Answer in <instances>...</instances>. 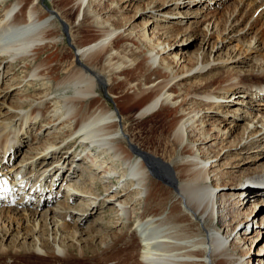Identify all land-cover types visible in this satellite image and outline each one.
Here are the masks:
<instances>
[{
	"label": "bare ground",
	"instance_id": "bare-ground-1",
	"mask_svg": "<svg viewBox=\"0 0 264 264\" xmlns=\"http://www.w3.org/2000/svg\"><path fill=\"white\" fill-rule=\"evenodd\" d=\"M122 1L125 5L121 8L126 9L127 6H132L131 3L137 0ZM189 1L195 0H187L182 4L189 3ZM97 2L98 0L66 1V6L72 8L79 6V9L82 8L83 22L86 20V23L99 27V33L91 42L85 44L75 43L76 46H74V50L72 48L71 52L78 62L75 63L73 60L69 66L64 68L62 76H56L51 72L47 58L40 57V54L45 49L54 47L57 43L54 34L58 27L52 25L55 19H53V16H59V9H49L50 11L45 12L39 4L40 0H0V63H9L11 69L13 68L12 73L19 68H27V70H23L25 76L20 81L28 78L25 84L31 85L38 91L34 95L39 94L36 97L19 94L17 99L19 103H25V106L28 107L25 111L23 110L24 113L22 112L20 124L14 125L12 128L7 124H9L8 118L14 111L8 108L7 112L9 113H0V171H2L4 165L2 159L6 157L5 155H10L12 151L19 149L23 143L28 144V141L41 139L38 133L43 128H47V131L44 132L46 134L42 133L45 136L43 139L44 144L30 147L32 151L37 148H49V144H53V141H55L53 139L59 133L65 131L68 136L72 137L70 140H73L74 144L72 143L69 147L68 154L61 155L62 160H56V163L48 165L49 159L59 153L50 152L45 159H42L41 163L35 162L34 166L29 167V171H23L24 168H17L14 165L10 169L7 168L8 171L12 169V172L8 174V171H6L9 177H6V179L11 183L12 188L17 187L19 191L22 184L25 186L28 181H31L32 185L30 187L35 188V191L29 194L42 192L45 195H50V193L54 194L56 192L46 190L44 182L47 180L44 182L38 179L33 181L37 173L42 177L47 172L46 177H48L50 170L57 167L58 177L66 176L65 178H70L76 174L79 175V172L85 171L90 173L88 175L90 188L84 190L77 187L69 191L66 188V191L68 194L70 193L69 196H82L85 200L84 203H80V208H74L78 211L77 220L84 218L79 209H82V211H95L96 209L92 205H95V208H103L105 204H110L112 211L117 213L115 223L116 226L120 227L114 234V242L112 240L109 245H106V248L111 249L110 254L103 258L105 263L264 264L259 261L260 259L255 261V258L249 257L248 254L243 252L244 255H238V252L236 254L235 251L237 250L234 248V245L239 244L238 247L243 250V242L247 240L246 236L250 233L248 228H264V215H259L260 210L264 208V198L255 199L254 210L253 208L249 212H247V209L243 210L251 193L254 196H261L264 190L262 192L256 189L252 191L253 189L242 187L241 184L228 183V178L232 175L228 168H239L240 165L238 163L232 165V162L229 163L228 161L219 162L224 157L221 158L220 155L223 149L225 150L222 155L227 152L226 154L230 156L232 155L231 150L234 149L236 151L234 155L238 156L241 153L240 151L245 149L247 151L250 145L257 141H264V116L259 114L261 108L255 102L251 105L250 102H244L240 98L242 92L244 95L256 97L255 100L264 102V89H262L264 83H261L264 82V65L261 63L257 65L258 74L256 75L252 73L232 75L233 71L231 70H226L215 76L209 75L205 78L204 85L201 83L202 86L198 87L197 85L194 87L200 90L194 89L188 96H183V98L181 94L171 89L172 86L169 85L168 89H165L166 82L161 86L162 80H158V77L153 79L148 75L144 77L151 70L170 76L171 67L167 64V54H170L173 44H167L164 39L154 35H152L153 38L149 39L144 26L151 21L147 20L140 24V33L144 39H133V33L127 29L128 26H131L129 28L131 29L133 23L129 22L128 26L122 25L119 28L120 30L123 28L122 33H118L124 39H122V46L117 45L116 40L118 39H113V35L118 30L113 27L99 26L100 19L94 14L93 10L94 4ZM166 3L167 1L159 3L155 0H147L146 7L150 8V5H152L154 10H158L160 6H164ZM180 4L177 0L172 1L174 8ZM263 4L264 1L258 7L256 6L257 9L259 8L258 16L264 14ZM23 8H26L27 11H23ZM140 9V6H138L135 15L138 14ZM252 9L254 10L253 6ZM250 10L248 11L251 12ZM135 15L132 18L133 21L136 19L134 18ZM164 15L165 13L162 16ZM157 20L159 19L156 18L152 21L151 34L156 33L155 29H164L157 25V22L154 23ZM179 24L181 25L182 21H179ZM175 29L174 27H167L166 32L162 31L160 34L167 35V32L172 34ZM132 40L139 43L143 41L149 45L148 52L145 53L143 60L140 62L147 66L145 73L139 72L136 74L139 77L132 79L124 76L122 80L125 86L124 90L128 89L133 92L132 96L129 97L131 103H136L140 98L147 96L144 104L132 116L139 119L153 114L165 105L175 107L177 103L180 106V116L172 122L168 132V142L176 144L177 147L175 153L178 152V159L175 163L164 161L133 144L126 125L123 123L124 120L119 107L112 108L101 99L98 93V83H102L101 80H103L105 74L108 77L113 75L116 79H119L118 74L127 64L135 69V73L139 70L138 59L133 60L126 57L125 54L127 49H125V45L130 46L129 41L132 42ZM204 55L206 54L195 56L197 63L200 58L199 66H197L200 74L205 71V63L209 59ZM238 57L230 56L229 59L232 63L236 61L244 62V58L237 59ZM184 58L185 56L180 53V58L175 57L172 63L177 67L182 61H185ZM100 60H102L104 68L96 72L95 68H97V62ZM194 65H190L191 67L188 70L193 68ZM180 67L182 66L180 65ZM101 71H104V75L100 73ZM208 71L209 69L206 70V72ZM214 80L219 82L220 85L212 90H205V87ZM252 91L255 92L254 95ZM236 95L237 99L233 97ZM112 97L116 98L117 96ZM223 98L228 99L225 101H231L232 105L240 104L241 107L235 110L229 108L222 110L223 105L228 107V104L219 101ZM195 99H198V101L196 102ZM122 107H124L123 104ZM19 110L17 111L18 114ZM28 111L33 113L30 114ZM208 112L210 114H207ZM217 113H220V122L225 125L222 128L219 123L215 124L213 120L210 121L212 115ZM43 118H46V123H42ZM256 118L261 122L259 129L251 128L246 124L240 134L228 140L227 144H221V134L226 133V129L231 134L238 127L239 120L251 122ZM206 125L209 126L207 130L205 129ZM34 126L37 128L36 133H34L36 137L33 136L29 139ZM24 128L25 130H23ZM211 131L217 133L211 134ZM51 134L54 135L50 137ZM75 138L77 139L74 140ZM192 138L195 139L192 140ZM14 141L19 146L13 148L15 146V144H12ZM217 144L218 147H216ZM212 146H215L214 150H212ZM260 151H263L260 154H264V147ZM211 153L213 154L210 155ZM151 157L158 159L163 166H155L152 169ZM212 158L215 159L211 160ZM81 163H84L85 168H81ZM253 168L246 167L245 170H252ZM21 171H23V176H21V173L19 177L22 179L16 178L11 181ZM153 171H157L158 174ZM96 173L100 174L96 175ZM245 173L247 172H241L242 175ZM113 174L117 182L111 178ZM54 175H50V177ZM160 175L168 181L166 183L170 186L164 187L159 183L158 180H163ZM248 175L252 176H246L245 178H252L254 181L264 179V173L256 174L253 170L248 172ZM240 176L239 174L234 178L239 179ZM98 186L104 188L105 192L109 191L106 193L107 197L97 193ZM42 188L44 189L42 190ZM17 189H14V191ZM260 189H264V187ZM56 196L58 198V194ZM33 197L36 200L38 199L39 205L43 204V200L39 198L40 195L35 194ZM232 197L234 198L232 199ZM28 199L22 196L16 203L23 204L24 202L26 204ZM35 199H33L34 202ZM51 199L49 196L47 204L52 201ZM20 201L22 202L19 203ZM136 204L142 205L141 210L136 208ZM9 207L11 206L0 208V224H3L0 226V237H2L0 240V264H9V260L13 262L16 256L25 257L31 253L39 255L40 251L46 256L56 255L64 261L69 259L70 246L60 245L54 251L49 248L48 239L34 237V232L40 231L43 235L46 234V227L48 228V226L45 221L50 219L47 215L49 211L53 212L54 217H56V212L59 213L54 221L56 223L54 224L55 228H59V225L68 227V224L59 218H62L73 207L63 201L58 203L57 206L47 209L44 213L33 211L32 208L30 210H20ZM147 209L149 212H146ZM256 209L258 211L255 213ZM36 213H39L41 217L34 218ZM103 216L101 219L94 221V224H99L104 229H100L98 233L92 235V238L98 235L101 237L102 233H106L105 229L109 228L106 225L107 223H104L105 218ZM211 217L214 220H219L216 226L211 225ZM41 219L43 220L41 221ZM5 221L15 223L9 224L6 228ZM51 221L53 222V220ZM132 221H134L133 224L137 223V226L134 225V229H132ZM200 222L203 223L202 228H199L198 223ZM27 226H31V228L27 229ZM73 227L75 231L71 233L72 236L77 232L76 227ZM10 228L18 229L13 236L21 238L24 235V239L32 237L34 239L33 244L25 245L26 241L20 247L15 246L14 243H12L14 246L3 244L2 241L6 238L5 236H8L6 229ZM139 229H141L140 233L143 236V247H141L143 250L142 252L139 250L137 256L134 254L137 249H132L134 244H131V237L136 235ZM11 238L13 239V237ZM118 239L123 243L122 249L115 248L116 245L114 246L115 241ZM37 241H39V244H37ZM259 254L260 252L256 253V255Z\"/></svg>",
	"mask_w": 264,
	"mask_h": 264
},
{
	"label": "rangeland",
	"instance_id": "rangeland-1",
	"mask_svg": "<svg viewBox=\"0 0 264 264\" xmlns=\"http://www.w3.org/2000/svg\"><path fill=\"white\" fill-rule=\"evenodd\" d=\"M66 1L67 0H40L39 3L41 8L45 12L59 9L58 10L59 16L56 15L55 17L53 16V19L55 18L54 19L55 21L53 20V25H52L53 27H58L56 28L54 34L56 36L55 39L57 40V43L54 47H49L40 54V57L47 58V62L50 65L51 72H53L56 76H62L64 74V70H65L64 68L69 66L73 60L75 63L78 62L74 59L71 52L72 48L74 50V46H76L75 43L85 44L91 42L93 39H95L98 36L99 33V27L92 25L90 23H86V20H84L83 22L81 15L82 8L79 9V6L74 8L70 6H66ZM155 1L159 3H163L167 1V3L164 6H160V9L154 10V8H152V5H150V8L146 7L147 0H137L131 3L132 6H127L125 9V8H121V6L125 5V3H123L122 0H98V2L95 3L93 7L94 14L100 19L99 26L113 27L118 30L117 32H115L116 34L113 35V39L114 38L115 40L118 39L116 40V43L119 46L123 45L122 39H124L122 35L118 33V32L122 33L123 28H121V30L119 29L122 25L128 26L129 22L133 23V27L131 29H129L131 26L127 27V29L133 33V39H144L140 33V24L147 20H149V22L151 21L150 23L147 22V25L144 26L146 27L145 29L147 31L149 39L153 38L152 35H154L164 39L167 42V44H173L172 45L173 47L170 50V54H167L168 57L167 64L168 66L171 67L170 69L172 70V71L170 70L171 72L170 76L169 75L167 76V74L165 75V73H156L155 70H151L150 72L148 71V73L144 77H147V75L152 79L158 77V80L160 81L162 80L161 86L166 82L165 89H168L170 85L172 86L171 89L174 92L181 94L182 95L181 97L183 96L185 97L188 96L190 92L194 91V89H199V88H194L197 85L198 87L202 86V84L204 85V83L206 82L204 80L209 75L215 76L216 74L225 72L226 70L233 71L232 75L233 74L235 75L236 73L239 74L241 73L240 75H245V74L248 75L251 73L256 75L258 74L257 65L259 63L264 65V14L258 16L259 8L257 9L258 5L261 4L264 0H250L251 2L249 0H197L196 2L195 0V1H189V3H185V4H182V2H186L187 0H177V2L181 4L175 8L172 5L173 0H155ZM113 6L115 7L113 8ZM138 6H140L141 9L140 11H138V14L135 15V11L138 8ZM252 6L254 7V10L252 9ZM262 6L261 7L264 8V4ZM112 9L113 11H111ZM24 10L27 11L26 8H23V11ZM248 10H250L251 12H249ZM164 13L165 15L162 16ZM134 15H135L134 18H136L134 19L135 21H133L132 19ZM156 18L159 20L155 21L154 23L157 22V25L161 26V28L164 29H155L156 33L151 34L153 27L152 21ZM179 21H182L181 25L179 24ZM167 27H174L176 29L172 34L167 32V35H161L160 33L162 31L166 32ZM183 38H187V39H183ZM129 42L131 43L132 46L130 45L127 47L125 45V49L127 48L125 52L126 57L131 58L133 60L137 58L139 61V67H140L139 70L135 73V69L127 64L125 67L122 68V71L118 74L120 76L119 79H116L115 76L113 75L112 77H108L106 74L104 75V71H101L100 73L104 75V78L102 77L103 78V80H101L102 83H98V88H97L98 93L100 94L101 99L105 103L109 104L112 108L119 107L121 116L123 117L124 120L123 123L124 125H126L128 134L133 140V144H135L136 146L138 145L142 150L147 151L150 154L155 155L156 157L164 161L175 163L176 160L178 159V152L175 153L177 151V147L176 144L168 142L169 139L168 132L172 122L176 121L180 116L179 115L181 112L180 106L177 105V103L175 104V107H173L172 105L171 106L165 105L161 107L162 109L159 108V110H157L153 114L146 115L139 119L134 118L132 116V114L137 112V110L144 104L147 96L140 98L136 103L135 102L131 103L129 101V97L132 96L133 92L128 89L124 90L125 86L122 80L124 76L126 78L128 77L129 79H132L134 77H139V75L136 76V74L139 72L145 73L147 66L143 62L142 63L140 62L143 60L145 53L148 52L149 45L145 44L143 41L141 43L133 40L132 42L131 41ZM135 53L137 56L135 55ZM180 53L185 56L184 58L185 61H182L180 64L182 67H180V65L179 66L177 65L176 67V65L172 63V60L175 57L180 58ZM197 54H206L204 55V57H206L207 59L209 57L208 62L205 63L206 65L204 69L205 71L202 72L201 74L197 70V66H199L198 64L200 62V58L198 60L199 61L198 63L197 60H195V56H197ZM230 56L231 57L239 56L237 59H240V57H242L244 58V62L236 61L232 63L229 59ZM192 64L195 65L193 66V68L188 70L191 67L190 65ZM10 66L11 65L9 63H0V76H1L0 77V113L1 114L9 113L7 112L8 108L14 111L12 112V115L8 118L9 124H7V126L12 128L14 127V125L20 124L21 121L20 117L24 113L23 110L25 111L26 108L28 107L25 106V103L22 104L19 103V101L17 100L19 98V94L21 93L23 95H28L31 97H36L39 94L34 95L38 91H36L31 85L25 84L28 78H25L23 81H20V79L25 76L23 70L25 69L27 70V68L22 67L12 73L11 70H13V68L11 69ZM96 67H97L95 68L96 72L104 68L102 60L97 62ZM207 69H209L208 72H206ZM219 85H220L219 82L214 80L212 83L208 84V86L205 87V90H210V89L212 90L213 88H216ZM262 89H264V87ZM252 93L253 95L255 94L254 91H252ZM261 93H263V91H261ZM114 95H116L117 97L113 98L112 96ZM240 95H241L240 98L243 99L244 102H250L251 105H253L255 102V104L261 108L259 114L264 116V102L255 100L256 97L250 95L249 96L244 95L242 92L240 93ZM233 97L237 99V95ZM225 100L228 99L227 98L219 99V101H222L223 104H228V107L223 105L222 110L228 108L230 110H235L236 108L241 107L240 104L232 105L231 101H225ZM125 101H127L128 103ZM195 101L197 102L198 99H195ZM122 104L124 107H122ZM18 110H19V114L17 113ZM31 113L33 112H30V114ZM207 114L210 113L208 112ZM206 119H208V117H206ZM211 120H213L214 122L213 121L212 122L215 124L219 123L221 128L225 126L223 122H220V113L212 115L210 121ZM42 123H46V118L42 119ZM250 123H252V125H250ZM260 123L261 122L258 121L257 118L252 120L251 122H248L247 120H239L238 127L234 129V131L231 134L227 131V129H226V133L221 134V138H220L221 144L222 143L227 144L228 140L233 139L234 136L240 134L246 124L251 126V128L259 129L261 127ZM226 127H228V125H226ZM207 128L209 129V126L206 125L205 129L207 130ZM36 129L37 128L34 126L29 139H31V137L33 138V136L36 137L34 135V133H36ZM23 130H25V128ZM46 131L47 128H43L38 133V136L40 135L41 139L31 142L28 141V144L23 143L20 145L19 149L12 151L10 153V156L14 160L13 163L14 162L17 163L16 164L12 163L11 166L14 165L17 168L22 167L24 168L23 171L25 170L29 171V167L34 166L35 162L41 163L42 159H45L48 153L50 152H59L60 154L58 153L55 155V157L53 156L51 159H49L47 163L48 165L52 163H56V160H60V159L62 160L63 158H60L61 155L68 154L69 147L73 143V140H70L72 137L68 136L65 131L59 133L58 136L55 139H53L55 141H53V144H49L48 146L49 148H45V149L37 148L34 151H32V149L30 148L32 146H42V144H44L43 139L45 138V136H43L42 133ZM210 133L216 134L217 132L211 131ZM54 134H51L50 137L53 136ZM76 139L77 138H75L74 140ZM194 139L195 138H192V140ZM216 142L218 141L216 140ZM256 143L250 145L247 151L246 149L240 151L241 153L239 152L240 154H238V156L234 155L235 154L234 152L236 151L232 149L231 150L232 155H230V156H234L232 158L228 156V154H226L227 152H225L222 155V153L225 150L223 149L220 155L221 158L223 156L224 157L221 160H219V162L228 161L229 163L232 162L231 163L232 165L235 163H238L240 165L239 168L238 167L228 168L232 172L231 177L228 178L229 179V181H227L228 183H232V184L238 183L241 184L242 187L245 188L249 187L250 189H253L252 191L256 189L257 191L262 192V190L264 189H260V188L264 187V179L254 181V179L252 178L251 179L245 178L246 176H252V175H248V172L252 170L256 174L264 173V168H263L264 154L263 153L260 154V152H263L260 150L262 147H264V141H260V142L257 141ZM12 144H15L13 148L19 146V144H17L15 141ZM218 144L216 147H218ZM214 148L215 146L214 147L212 146V150H214ZM35 152L36 154L34 155ZM212 154L213 153H211L210 155ZM234 158L237 159L235 160ZM10 159L11 158H8V160L6 161L7 164ZM213 159L215 158H212L211 160ZM245 161L247 162L243 163ZM80 166L82 169L85 168L84 163H81ZM246 167L249 168L254 167V168L252 170H247V169L245 170ZM57 168L51 169L48 177L44 176L45 174L42 175L41 177L40 174L37 173L36 178L33 179V181L34 180L36 181V179L41 180L42 182L47 180L44 182V184L46 185V190L53 191L52 184L49 183L48 178L50 177V175H52V172L57 170ZM2 169H6V168L2 167ZM23 171H21L22 173L21 176H23ZM241 172H247V173L242 175ZM55 174L57 175L59 173L55 172ZM99 174L100 173H96V175ZM239 174L241 175L239 179L234 178V176H237ZM88 175H90V173H86L85 171V172H79V175L76 174L74 177H70V178L69 177L65 178L66 176L61 177L65 179L67 183L64 184V182L62 181L59 184H57L56 187L57 190L53 191L56 192L54 194L50 193V195L48 194L45 195L42 192H39V194L35 192V194L40 195L39 198L43 200L42 202L43 204L41 205L38 204V199L37 200L35 199L36 200L35 202L31 201L30 203H28L27 201L26 204H23V207L21 206L9 207L20 210L21 209L30 210V208H32L31 210L37 211L39 213H44L47 209L57 206V204L60 203L61 201L73 207L69 209L63 215L62 218L61 217L59 218L63 222L67 223L68 227L67 226L61 227L59 225V228L57 227L55 228L54 224L56 223L54 221L55 218H57V216L59 215V213L56 212L55 213L56 217H54L53 212L51 213V211L48 210L49 212H47V215L48 217H50V219H47V221H45L46 225L48 226V228L46 227V234L43 235L42 233H40V231L34 232V237H37L39 239L42 237L48 239L50 243L49 248L53 249L54 251L56 250L57 247L59 248L60 245L70 246L69 259L64 261L61 258H58L56 255L46 256L45 254H42V252L40 251L39 255L31 253L29 256H25V257L16 256L13 262L9 260L10 262L9 264H107L104 262L103 258L104 256L110 254L111 248H106V245L107 244L109 245V243H111L112 240L114 242L115 240L114 234L117 231V229H119L120 227V226H116L115 223L117 213L112 211L111 209L112 206H110V204L108 205L105 204L103 208H95L94 207L95 205H92V207L96 210L82 211V209H79V212H82L84 218L82 220H77L76 218L78 215L77 214L78 211L74 210V208H78L80 203L81 204L84 203L85 200L83 199L82 196L81 197L69 196L70 193L68 194V192L66 191V188L68 191L73 190L77 187H79V189L82 188L84 190L90 188V184H88V182H90ZM114 176L115 175L113 174V177L111 178L114 179L115 181L116 179L114 178ZM161 177L163 178V176ZM57 178L58 176L56 177V179ZM158 181L164 187L170 186V184L168 185V183L165 182L166 180H164V178L163 180H158ZM115 182H117V180ZM221 182L223 183L224 181ZM43 189L44 188H42V190ZM96 190L97 193H101L103 197H107L106 193L109 192V191L105 192V189L102 188L101 186H98ZM29 193L30 192L28 191V195H29L28 198L29 197L32 198L33 196H35V194H29ZM58 193H61L63 195L58 196L57 198L56 194ZM49 196L52 198L51 199L52 202L50 201L47 204ZM164 196H166V194H164ZM54 198L57 199L55 200ZM233 198L234 197H232V199ZM257 198L259 199L264 198V192H262L261 196L260 195L254 196L253 193H251L250 198L247 200V203L245 204V206L243 205L244 206L243 210L247 209V212L251 211L254 206V201ZM21 202L22 201H20L19 203ZM28 205L31 206L27 207ZM141 207H142L141 204L136 206V208H139L140 210ZM257 211L258 209H256L255 213ZM146 212H149L148 209L146 210ZM39 213H36L34 218L36 219L40 218L41 216H39ZM259 215L261 216L264 215V208L260 210ZM102 216L103 218L106 219V220L104 219L105 221L104 223H107L106 225L107 227L109 226V228L105 229L106 233L105 234L102 233L101 237L98 235L99 237L97 236L92 238V235L98 233L100 229H104L99 224L98 225L94 224V221H96L99 218L101 219ZM42 220L43 219H41V221ZM51 220H53V222ZM12 223L15 222L5 221V227L8 228V225ZM133 223L134 221H132V225H133L132 229H134L135 226H137V223L135 224ZM198 224H199V228L203 227L202 222ZM2 225L3 224H0V226ZM73 226H75L77 229L76 230L77 232L74 236L71 235V233L75 231V228ZM30 228L31 226H27V229ZM248 229L250 233L246 236L247 240L243 242V250L241 249V247H238L239 245L238 244L236 246L234 245L235 250H237L235 252L236 254L238 252V255L248 254L249 257L255 258V261L257 259H260L259 261L264 263V228L256 227L255 229H253L252 227V229L250 228ZM6 230L8 236H5L6 238H4V240L2 241V243L5 245H11V246L15 245L17 247H20L23 246L22 244H24L23 242L25 241H26L25 245L26 244L29 245V243L33 244L34 242V239L32 237H26L24 239V235L21 238H18L17 236H13V234H15L18 229L10 228ZM139 233L140 231L137 230L136 235L131 237V244L135 245V246L133 245L132 249L133 248L137 249V251H134V254H136L137 256L139 250L141 252L143 250L141 248L143 247V236H141V234ZM11 237H13L14 240ZM1 239L2 237H0V240ZM12 243H14V245ZM37 244H39V241H37ZM114 246L115 248L122 249L121 247H123V243L120 239H118L115 241ZM257 252H260V254L256 255Z\"/></svg>",
	"mask_w": 264,
	"mask_h": 264
},
{
	"label": "water",
	"instance_id": "water-1",
	"mask_svg": "<svg viewBox=\"0 0 264 264\" xmlns=\"http://www.w3.org/2000/svg\"><path fill=\"white\" fill-rule=\"evenodd\" d=\"M149 157H150V156H149ZM150 159H151V160H150L151 163H153V165H152V166H153L152 169H154L155 166H163V165L160 163V161H159L158 159H156V158H152V157H151ZM153 172H154L155 174H158L157 171H153ZM165 182H167V181H165Z\"/></svg>",
	"mask_w": 264,
	"mask_h": 264
}]
</instances>
